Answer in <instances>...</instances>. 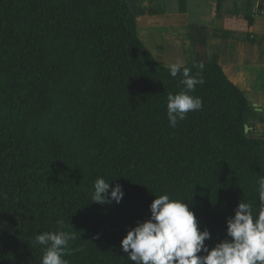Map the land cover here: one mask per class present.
<instances>
[{
	"label": "trees",
	"instance_id": "obj_1",
	"mask_svg": "<svg viewBox=\"0 0 264 264\" xmlns=\"http://www.w3.org/2000/svg\"><path fill=\"white\" fill-rule=\"evenodd\" d=\"M200 63L203 107L173 128L181 77L128 0H0V264H40L35 238L61 221L69 264H133L121 240L164 193L186 199L209 248L242 199L259 209L264 137L245 126L263 117L216 60L185 66ZM97 177L120 203L91 202Z\"/></svg>",
	"mask_w": 264,
	"mask_h": 264
},
{
	"label": "clouds",
	"instance_id": "obj_2",
	"mask_svg": "<svg viewBox=\"0 0 264 264\" xmlns=\"http://www.w3.org/2000/svg\"><path fill=\"white\" fill-rule=\"evenodd\" d=\"M197 71L177 59L167 68L171 77L180 76L179 91L167 96V118L175 128L188 113L201 110L203 100L193 95L197 85L205 83L203 63L193 65ZM259 209L241 200L233 216L226 221V239L209 248L207 228L200 229L197 217L186 199L168 193L156 196L150 204V217L130 227L121 240V248L133 264H264V177L258 180ZM110 192V194H109ZM124 192L120 184L110 188L104 177H97L91 202L120 203ZM75 233L64 230L59 222L56 231L38 234L35 242L44 246L40 264H69V242Z\"/></svg>",
	"mask_w": 264,
	"mask_h": 264
},
{
	"label": "crops",
	"instance_id": "obj_3",
	"mask_svg": "<svg viewBox=\"0 0 264 264\" xmlns=\"http://www.w3.org/2000/svg\"><path fill=\"white\" fill-rule=\"evenodd\" d=\"M128 1L156 60H216L264 125V0Z\"/></svg>",
	"mask_w": 264,
	"mask_h": 264
},
{
	"label": "rangeland",
	"instance_id": "obj_4",
	"mask_svg": "<svg viewBox=\"0 0 264 264\" xmlns=\"http://www.w3.org/2000/svg\"><path fill=\"white\" fill-rule=\"evenodd\" d=\"M250 121L253 122V129H249L250 134L256 137H264V125H262V120L253 119L252 121L251 119Z\"/></svg>",
	"mask_w": 264,
	"mask_h": 264
},
{
	"label": "water",
	"instance_id": "obj_5",
	"mask_svg": "<svg viewBox=\"0 0 264 264\" xmlns=\"http://www.w3.org/2000/svg\"><path fill=\"white\" fill-rule=\"evenodd\" d=\"M250 127L248 125L245 126V131L248 132Z\"/></svg>",
	"mask_w": 264,
	"mask_h": 264
}]
</instances>
